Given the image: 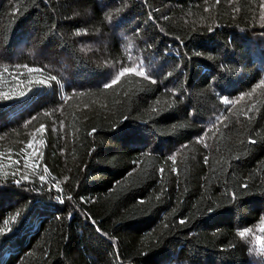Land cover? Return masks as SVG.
Here are the masks:
<instances>
[{"label":"trees","instance_id":"trees-1","mask_svg":"<svg viewBox=\"0 0 264 264\" xmlns=\"http://www.w3.org/2000/svg\"><path fill=\"white\" fill-rule=\"evenodd\" d=\"M0 264H264V0H0Z\"/></svg>","mask_w":264,"mask_h":264},{"label":"rangeland","instance_id":"rangeland-1","mask_svg":"<svg viewBox=\"0 0 264 264\" xmlns=\"http://www.w3.org/2000/svg\"><path fill=\"white\" fill-rule=\"evenodd\" d=\"M39 77L40 78H36L35 80H33V82H37L40 85L46 84L45 76L41 74Z\"/></svg>","mask_w":264,"mask_h":264},{"label":"snow or ice","instance_id":"snow-or-ice-1","mask_svg":"<svg viewBox=\"0 0 264 264\" xmlns=\"http://www.w3.org/2000/svg\"><path fill=\"white\" fill-rule=\"evenodd\" d=\"M129 70H131V69H129ZM121 75H123V73H121ZM53 79H55V77H53ZM113 82H115V81H113ZM29 147H31V145H29ZM171 159H174V157H172ZM41 179L43 180V177H41ZM239 235L241 237H243L245 235V233L244 232H240Z\"/></svg>","mask_w":264,"mask_h":264}]
</instances>
